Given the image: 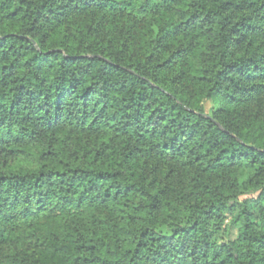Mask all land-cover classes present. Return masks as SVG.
Instances as JSON below:
<instances>
[{"label": "trees", "instance_id": "obj_1", "mask_svg": "<svg viewBox=\"0 0 264 264\" xmlns=\"http://www.w3.org/2000/svg\"><path fill=\"white\" fill-rule=\"evenodd\" d=\"M0 264H264V0H0Z\"/></svg>", "mask_w": 264, "mask_h": 264}]
</instances>
